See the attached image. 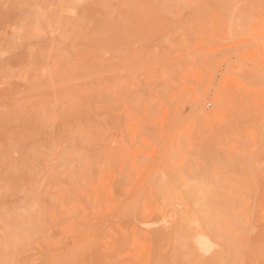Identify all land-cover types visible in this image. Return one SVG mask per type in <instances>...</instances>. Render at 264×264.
Returning <instances> with one entry per match:
<instances>
[{
  "label": "rangeland",
  "instance_id": "obj_1",
  "mask_svg": "<svg viewBox=\"0 0 264 264\" xmlns=\"http://www.w3.org/2000/svg\"><path fill=\"white\" fill-rule=\"evenodd\" d=\"M181 262L264 264V0H0V264Z\"/></svg>",
  "mask_w": 264,
  "mask_h": 264
},
{
  "label": "bare ground",
  "instance_id": "obj_2",
  "mask_svg": "<svg viewBox=\"0 0 264 264\" xmlns=\"http://www.w3.org/2000/svg\"><path fill=\"white\" fill-rule=\"evenodd\" d=\"M71 1H72V0H71ZM15 15H16V14H15ZM43 16H45V14H44ZM21 17H22V16H21ZM45 17H46V16H45ZM5 18H6V17H5ZM9 19H10V18H9ZM15 19H16V18H15ZM42 19H43V18H42ZM11 20H12V19H11ZM43 20H44V19H43ZM5 21H6V20H5ZM13 21H14V20H13ZM42 23H43V22H42ZM8 24H9V23H8ZM13 24H14V23H13ZM1 25H2V24H1ZM24 26H25V25H24ZM23 28H24V27H23ZM32 28H33V27H32ZM34 35H35V34H34ZM216 193H217V192H216ZM218 195H219V194H218ZM212 199H213V198H212ZM210 207H211V206H210ZM213 210H214V208H213ZM184 214H185V213H184ZM179 217H180V216H179ZM179 217H178V218H179ZM178 218H177V219H178ZM182 218H183V217H182ZM187 218H188V217H187ZM179 219H180V218H179ZM209 219H210V218H209ZM190 221H191V220H190ZM173 222H174V221H173ZM178 222H180V221L178 220ZM180 223H181V222H180ZM180 223H177V224H179V225L176 224L177 229L180 228V226H181ZM184 223H185V222H184ZM174 224H175V223H174ZM192 224H193V223H192ZM213 224H214V223H213ZM182 225H183V224H182ZM178 226H179V228H178ZM183 226H184V229H185L188 225H187L186 227H185V225H183ZM183 226H182V228H183ZM182 228H181V229H182ZM189 228H190V227H189ZM177 229H176V230H177ZM186 229H187V232H188V230H190V234H191V232H192L191 229H192V228H191V229H188V227H187ZM173 230H174V229H173ZM179 230H180V229H179ZM177 231H178V230H177ZM182 231H183V230H182ZM182 233H183V232H182ZM213 233H214V232H213ZM180 234H181V231H180ZM185 234H186V230H185ZM185 234H183V235L185 236ZM194 234H195V233H194ZM183 235H181V236H183ZM188 235H189V234H188ZM191 235H192L193 237H191ZM191 235L188 236V237H190V241L192 242L191 244H189V246H193V247L195 246V249H197V252H199V249L202 250L203 252H209L212 248H214V247H213V242H212V240H211V239H207V238H209V237H207V238H202V237H200V238H198V240H196L197 235L195 234V235H196L195 238H194L195 235H193V234H191ZM201 235H202V234H201ZM201 235H200V236H201ZM198 236H199V233H198ZM206 236H207V235H205V237H206ZM188 237H186V238H188ZM186 238H185V239H186ZM183 239H184V237H183ZM192 239H195L196 241L193 242ZM210 240H211V241H210ZM186 241H188V239H186ZM180 242H181V241H180ZM184 242H185V240H184ZM181 243H183V241H182ZM192 244H193V245H192ZM214 244H215V243H214ZM178 245H180V244H178ZM187 245H188V244H187ZM185 246H186V245H184V247H183V246H180V248H181V247L183 248V250H182V248H181L182 252H183V251L185 252V249H186ZM186 247H188V246H186ZM178 248H179V247H178ZM184 248H185V249H184ZM193 249H194V248H193ZM181 250H179V251H181ZM186 250H187V249H186ZM191 250H192V249H191ZM191 250H190V251H191ZM190 251H189V252H190ZM192 251H193V250H192ZM184 252H183V253H184ZM186 252H187V251H186ZM197 252H196V253H197ZM183 253H182V254H183ZM178 254H179V252H178ZM199 254H200V253H199ZM179 255L182 256V257H183V256L186 257V255H188V254L186 253V255H185V254H184V255L179 254ZM192 255H193V259H194V255H195V254H192ZM189 256H190V255H189ZM177 257H178V256H177ZM182 257H181V259H183ZM185 257H184V259H185L186 262H187V259H188L187 257H188V256L186 257L187 259H186ZM195 257H196V256H195ZM179 258H180V257H178L177 259H179ZM184 259H183V260H180V261H183V262H184ZM189 259H190V257H189ZM194 260H195V259H194ZM180 261H179V262H180ZM183 262H181V263L183 264ZM186 262H184V263H186Z\"/></svg>",
  "mask_w": 264,
  "mask_h": 264
}]
</instances>
